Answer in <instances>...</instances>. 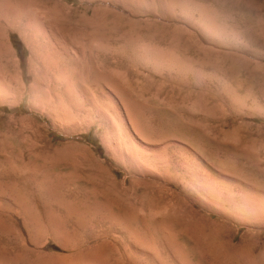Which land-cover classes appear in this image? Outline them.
Instances as JSON below:
<instances>
[{
    "label": "rangeland",
    "instance_id": "1",
    "mask_svg": "<svg viewBox=\"0 0 264 264\" xmlns=\"http://www.w3.org/2000/svg\"><path fill=\"white\" fill-rule=\"evenodd\" d=\"M0 264H264V0H0Z\"/></svg>",
    "mask_w": 264,
    "mask_h": 264
}]
</instances>
